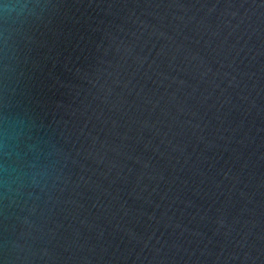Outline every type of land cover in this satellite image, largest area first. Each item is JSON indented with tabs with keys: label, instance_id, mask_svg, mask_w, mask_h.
Returning <instances> with one entry per match:
<instances>
[{
	"label": "water",
	"instance_id": "obj_1",
	"mask_svg": "<svg viewBox=\"0 0 264 264\" xmlns=\"http://www.w3.org/2000/svg\"><path fill=\"white\" fill-rule=\"evenodd\" d=\"M0 264H264V0H0Z\"/></svg>",
	"mask_w": 264,
	"mask_h": 264
}]
</instances>
